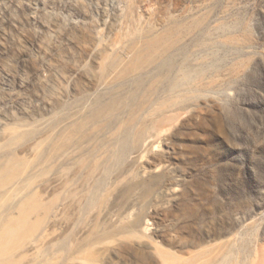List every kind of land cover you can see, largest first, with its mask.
Instances as JSON below:
<instances>
[{"label":"rangeland","instance_id":"obj_1","mask_svg":"<svg viewBox=\"0 0 264 264\" xmlns=\"http://www.w3.org/2000/svg\"><path fill=\"white\" fill-rule=\"evenodd\" d=\"M168 21L187 50L175 65L203 71L181 93L191 109L144 159L163 166L150 186L105 204L145 213L157 248L128 234L100 264H208L226 253L227 264H255L264 247V0H0V129L61 121L62 103L100 93L93 68L108 55L125 63L126 38ZM48 257L67 264L75 254Z\"/></svg>","mask_w":264,"mask_h":264},{"label":"bare ground","instance_id":"obj_2","mask_svg":"<svg viewBox=\"0 0 264 264\" xmlns=\"http://www.w3.org/2000/svg\"><path fill=\"white\" fill-rule=\"evenodd\" d=\"M180 31L168 21L139 40L126 38L129 60L116 65L105 57L92 69L100 93L89 100L78 95L76 107L62 103L61 121L0 129V264H51L49 254L67 250L75 254L67 264H100L135 233L136 247L156 250L145 213L117 214L105 204L115 191L134 195L150 186L163 166L144 159L191 109L181 93H191L184 88L203 71L175 65L188 58ZM260 252L255 264H264V247Z\"/></svg>","mask_w":264,"mask_h":264}]
</instances>
